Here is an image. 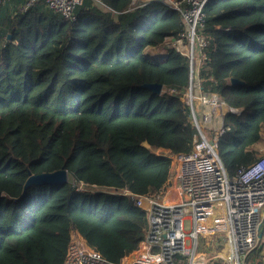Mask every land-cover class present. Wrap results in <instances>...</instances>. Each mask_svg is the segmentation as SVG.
<instances>
[{"label":"trees","instance_id":"1","mask_svg":"<svg viewBox=\"0 0 264 264\" xmlns=\"http://www.w3.org/2000/svg\"><path fill=\"white\" fill-rule=\"evenodd\" d=\"M0 11V264H60L75 223L117 262L144 236L145 209L123 193L166 183L170 157L194 130L169 89L190 83L185 57L150 47L184 28L178 10L159 1L129 10L131 0H93L70 20L42 2ZM208 66L228 110L219 151L230 173L254 159L264 125V0H208ZM216 25H220L219 28ZM231 77L243 81L233 84ZM209 85L214 80L208 79ZM161 83V92L145 86ZM65 168L69 181L30 184V174ZM245 264H264V240Z\"/></svg>","mask_w":264,"mask_h":264},{"label":"built area","instance_id":"2","mask_svg":"<svg viewBox=\"0 0 264 264\" xmlns=\"http://www.w3.org/2000/svg\"><path fill=\"white\" fill-rule=\"evenodd\" d=\"M15 0H0L1 7ZM85 0H23V11L42 2L63 17L76 20ZM153 0H131L129 10ZM178 10L184 28L175 37L154 45L177 50L189 65L190 83L169 89L182 100L194 134L183 149L157 147V154L171 158L166 183L148 193L77 182V188L128 195L145 209L144 236L117 262L110 261L79 226L71 223L65 256L60 264H245L249 252L264 240V155L230 173L219 151L225 114L240 109L229 106L211 68L206 32L208 0H154ZM94 4L110 9L104 0ZM217 28L220 25H216ZM157 52L154 56H159ZM214 85H209V80ZM264 142V125L260 130ZM141 197V198H140ZM142 199V200H140ZM188 221L190 227L187 228ZM206 247L198 249L201 245Z\"/></svg>","mask_w":264,"mask_h":264},{"label":"water","instance_id":"3","mask_svg":"<svg viewBox=\"0 0 264 264\" xmlns=\"http://www.w3.org/2000/svg\"><path fill=\"white\" fill-rule=\"evenodd\" d=\"M231 82L233 84L243 83L240 79L235 77H231ZM147 87H151L156 92H161L163 85L161 83H150L145 84ZM69 181V173L65 168L57 169V171L53 172H40L38 174H30L27 178V181L24 185L23 193L26 191L27 187L30 184H39V183H50V184H58Z\"/></svg>","mask_w":264,"mask_h":264},{"label":"rangeland","instance_id":"4","mask_svg":"<svg viewBox=\"0 0 264 264\" xmlns=\"http://www.w3.org/2000/svg\"><path fill=\"white\" fill-rule=\"evenodd\" d=\"M159 53L160 55H163V54H166L167 52V47L163 46V45H160L158 47H150L149 50L147 51V55L149 56V54H152V55H156V53ZM255 155L258 156H262L264 155V142L262 141H259L256 145H255ZM186 227L189 228L190 225L188 223V221L186 222ZM198 249H204L206 250V247H204L201 243V245L199 246Z\"/></svg>","mask_w":264,"mask_h":264},{"label":"bare ground","instance_id":"5","mask_svg":"<svg viewBox=\"0 0 264 264\" xmlns=\"http://www.w3.org/2000/svg\"><path fill=\"white\" fill-rule=\"evenodd\" d=\"M141 198V197H140ZM140 200H142V199H140Z\"/></svg>","mask_w":264,"mask_h":264}]
</instances>
